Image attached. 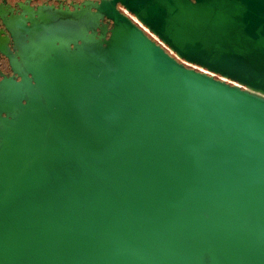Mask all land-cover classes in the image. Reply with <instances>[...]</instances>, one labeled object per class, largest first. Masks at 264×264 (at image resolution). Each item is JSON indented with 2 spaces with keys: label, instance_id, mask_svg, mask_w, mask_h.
Returning <instances> with one entry per match:
<instances>
[{
  "label": "water",
  "instance_id": "1",
  "mask_svg": "<svg viewBox=\"0 0 264 264\" xmlns=\"http://www.w3.org/2000/svg\"><path fill=\"white\" fill-rule=\"evenodd\" d=\"M71 6L13 32L0 264H264V0Z\"/></svg>",
  "mask_w": 264,
  "mask_h": 264
},
{
  "label": "flooded vegetation",
  "instance_id": "2",
  "mask_svg": "<svg viewBox=\"0 0 264 264\" xmlns=\"http://www.w3.org/2000/svg\"><path fill=\"white\" fill-rule=\"evenodd\" d=\"M83 0H0V96L6 93L8 80H20L12 70V63L17 64L19 49L13 32L19 31L30 9L39 5L71 6V3H81ZM111 22H109V27Z\"/></svg>",
  "mask_w": 264,
  "mask_h": 264
}]
</instances>
